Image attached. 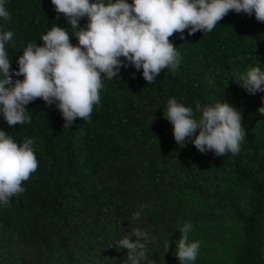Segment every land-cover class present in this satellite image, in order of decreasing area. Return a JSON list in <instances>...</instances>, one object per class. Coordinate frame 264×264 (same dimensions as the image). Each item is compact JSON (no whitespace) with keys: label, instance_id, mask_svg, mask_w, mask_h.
Instances as JSON below:
<instances>
[{"label":"trees","instance_id":"16d2710c","mask_svg":"<svg viewBox=\"0 0 264 264\" xmlns=\"http://www.w3.org/2000/svg\"><path fill=\"white\" fill-rule=\"evenodd\" d=\"M3 3L10 19L0 17V32L13 33L6 44L13 72L27 44L43 46L53 26L78 44L51 0ZM87 23L81 18L79 27ZM183 37L169 38L181 57L174 71L147 83L128 63L104 78L89 119L76 118L69 129L58 102L27 104L31 123L10 127L0 114V130L18 144L32 139L38 160L25 191L0 203V264H131L119 241L133 228L149 236L140 264H179L175 242L184 222L193 225L189 242H200L189 264H264V93L236 80L250 67L264 70V23L229 11L211 32L185 30ZM171 98L197 117L196 103L239 109L240 151L216 156L190 141L178 146L163 115Z\"/></svg>","mask_w":264,"mask_h":264},{"label":"clouds","instance_id":"9594fccd","mask_svg":"<svg viewBox=\"0 0 264 264\" xmlns=\"http://www.w3.org/2000/svg\"><path fill=\"white\" fill-rule=\"evenodd\" d=\"M51 3L74 30L77 45L70 42L65 28L53 26L40 38L43 46L27 44L17 59L18 70L13 72L6 51L13 33L0 32L3 75L0 114L10 127L31 123L25 106L37 98L47 105L58 102L65 129L76 118L89 119L93 106L100 102L104 78L111 80L128 63L142 69L147 83L154 82L165 68L174 71L181 59L169 39L175 33H180L183 39L185 30L189 35L211 32L229 11L254 15L258 22L264 23V0H132L131 4L126 0H51ZM0 17L10 19L3 0ZM84 17L88 23L80 28L79 20ZM13 75L23 76V80H13ZM236 80L249 93H264V70L259 66L248 68ZM260 110L264 111V107ZM195 111L198 117L192 108L175 98L167 102L163 115L172 125L178 146L190 141L199 152L211 151L216 156L240 151L246 132L239 109L221 101L211 106L196 103ZM33 144L32 139L18 144L0 130V203L23 193V182L37 170ZM139 218L140 212L132 214L133 220ZM192 229L190 222H184L179 229L181 235L175 242L179 264H189L197 258L200 242H189ZM151 239L155 241V237ZM147 241V232L133 228L119 245L128 250L131 264H140L148 259Z\"/></svg>","mask_w":264,"mask_h":264}]
</instances>
